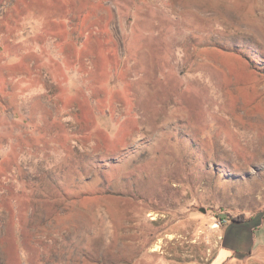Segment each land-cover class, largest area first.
Instances as JSON below:
<instances>
[{
    "label": "rangeland",
    "instance_id": "obj_1",
    "mask_svg": "<svg viewBox=\"0 0 264 264\" xmlns=\"http://www.w3.org/2000/svg\"><path fill=\"white\" fill-rule=\"evenodd\" d=\"M263 212L264 0H0V264H211Z\"/></svg>",
    "mask_w": 264,
    "mask_h": 264
},
{
    "label": "crops",
    "instance_id": "obj_2",
    "mask_svg": "<svg viewBox=\"0 0 264 264\" xmlns=\"http://www.w3.org/2000/svg\"><path fill=\"white\" fill-rule=\"evenodd\" d=\"M221 242L211 264H223L245 257L264 264V212L228 221L223 225Z\"/></svg>",
    "mask_w": 264,
    "mask_h": 264
},
{
    "label": "built area",
    "instance_id": "obj_3",
    "mask_svg": "<svg viewBox=\"0 0 264 264\" xmlns=\"http://www.w3.org/2000/svg\"><path fill=\"white\" fill-rule=\"evenodd\" d=\"M225 222H228L227 220H224ZM215 224H217L218 226H220V225H224L223 223H222V221L221 220H219L217 223H215Z\"/></svg>",
    "mask_w": 264,
    "mask_h": 264
},
{
    "label": "trees",
    "instance_id": "obj_4",
    "mask_svg": "<svg viewBox=\"0 0 264 264\" xmlns=\"http://www.w3.org/2000/svg\"><path fill=\"white\" fill-rule=\"evenodd\" d=\"M236 220H241L242 218L241 217H237V218H235Z\"/></svg>",
    "mask_w": 264,
    "mask_h": 264
}]
</instances>
